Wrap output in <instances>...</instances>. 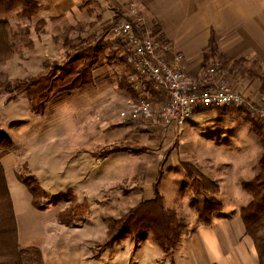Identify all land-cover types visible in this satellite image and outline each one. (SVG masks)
I'll return each instance as SVG.
<instances>
[{
  "label": "crops",
  "instance_id": "1",
  "mask_svg": "<svg viewBox=\"0 0 264 264\" xmlns=\"http://www.w3.org/2000/svg\"><path fill=\"white\" fill-rule=\"evenodd\" d=\"M50 3L55 7L52 13H58H53L54 15L68 17L75 13L77 17L75 21L83 18L95 21L93 9L94 5H97L100 10L98 9V14L95 13V15L102 17L101 24L99 23L97 26L107 24L108 20L114 21V18L118 16L117 13L128 16L133 11V17L141 18L146 27L150 28L154 38L169 46L171 56L174 54L183 55L187 72L200 87H212L219 79L218 76L204 78L202 75L208 61L215 57L226 62H224L225 79L232 90L241 94L253 106L264 105V0H50ZM52 13L48 12L47 14L51 15ZM156 27L159 28L158 33H155ZM114 42H111V47ZM211 46H213L214 55L206 60L205 56L210 51ZM125 70L128 73L125 72L126 76L123 75L121 81L125 78L123 91L128 95L125 98L120 95V100H126L123 102L124 107L120 111L127 109L129 103L136 101L139 97L136 92L131 88V90L129 89L128 74L131 71L129 72L127 68ZM149 93L161 102L165 98L164 94L157 93L151 85ZM109 94L110 97L117 96V99L119 98V94L114 90ZM110 104L111 107L117 108L116 102ZM228 109L229 107L198 108L194 116L181 129L169 128L165 131L155 123H146L145 127L150 125L154 129L164 131L173 140V143L176 139L174 130H180V142L172 150L169 161L180 160L182 162L180 165L196 166L197 164V167H201L202 171L207 173L205 176L211 179L219 190L218 193L209 196V198L206 195L196 197H200L198 200L206 199L221 204L223 211L213 216L211 225L207 226L200 223L197 212L190 207V204H186L185 208L189 205L188 209H191L189 215L190 231L181 235L179 245L172 252L166 254L155 238L149 234L144 238L141 237L140 241L136 236L126 238L116 243L113 252L107 250L101 257L95 258L94 250L87 244V241H91L92 244L104 241L106 229L103 226L97 228L102 231L98 234L99 232L94 231L96 227L89 228L82 225L81 231H78V234L74 233L71 236L73 237L71 241L67 242L68 235L66 233L56 232L55 234L53 231V229L58 230L55 225L56 222L64 224L59 212L57 211L53 215L50 213L49 216L47 211L37 210L27 187L19 179H14L16 175L15 160L11 158L12 153H10L3 157L1 163L5 171L17 220L20 245L30 247L40 244L39 242L42 240L46 242L50 238H57L53 251L48 254V249L45 248L47 252L45 264H260L255 242L247 235L245 224L240 216V211H238L249 206L252 201L250 194L244 196L242 182L244 181L243 178L253 177L247 181L250 182L258 175L259 166L257 162H259L261 153L258 138L252 134L250 125L249 148L246 147L243 151L236 149L233 153L226 151L222 154L216 144L206 139L205 135L201 133L204 132L205 127L213 128L215 124L210 122L227 113ZM118 117L117 111L108 119L109 123L95 126L91 121L83 132H79V127L70 115L69 120L66 117V121H64L63 129L66 131L63 133L65 135L61 134L62 137H55L53 142L61 145H73L74 149L78 148L84 151L80 154L81 163L77 158V162L69 165V155L59 156L60 166L62 168L69 166L65 175L64 173L60 174L67 179L61 185L68 189L72 188L77 198H85L90 204H92L91 201L103 194L101 193L102 190L110 188L113 182L125 181L126 174L120 173L117 176L113 172H107L110 162L120 161V164L126 166V161H130L132 158L134 168L141 165L138 156L128 158L125 154L112 155L102 159V161L97 159L101 165H104H102L104 168L101 174L103 171L106 173L101 175L103 178L100 176L97 178L96 173L92 174L94 153L98 149L110 146L115 142L138 140V137L145 131L142 129L144 124L138 126L131 121H129V126H120L121 128L114 129L116 127L114 125L125 121ZM147 140H149L148 137ZM161 140L162 138L160 140L154 138L151 143H160ZM173 143H168V147ZM247 154L250 155L249 169L244 165L245 172L242 168L237 170L238 159ZM179 155L181 158L177 159ZM159 168L160 161L158 160V164L154 168L157 174L152 176V172H148L150 174L148 183H144L145 185H142L143 188H141L144 193L141 192V195L129 198L131 203L136 198H138L137 203L155 198L154 180L156 176L158 177ZM239 171L243 174L239 175ZM141 173L142 171L136 175V169H134L129 183L140 185L142 180L138 177L143 178ZM230 178H233L234 181H231ZM224 184L232 189L230 191L231 196H229L232 197L231 202L225 206L221 201L225 189ZM147 187H150L149 191H145ZM108 193L102 195L104 196L103 201L110 199ZM194 197L195 190L192 188L189 200L191 201ZM164 198L167 209L177 212L180 210L179 207L182 205L179 204L178 207L170 205V201L165 195ZM72 200H74V196L71 197ZM126 201L128 200L126 199ZM92 205L95 206V204ZM226 210L233 211V213L227 217L222 216V212L225 213ZM31 219L34 221L33 224L30 222ZM37 224L38 227L34 229L33 226ZM38 228L47 232L45 239L35 237V239H31L32 242L28 241L26 239L29 236L28 233H34ZM59 239L60 243L58 244Z\"/></svg>",
  "mask_w": 264,
  "mask_h": 264
},
{
  "label": "rangeland",
  "instance_id": "2",
  "mask_svg": "<svg viewBox=\"0 0 264 264\" xmlns=\"http://www.w3.org/2000/svg\"><path fill=\"white\" fill-rule=\"evenodd\" d=\"M36 3L37 10L30 18L23 16L24 14H22V11L12 12L7 17L11 25L12 33L16 35L17 46L14 56L9 61L0 65V129L11 139L14 145L11 151V158L15 160L14 167L17 175V177L15 175L16 178L13 176L14 179H19L24 182L33 197L34 206L37 210L47 211L49 216L50 213L53 215L57 213V211L59 212L64 224H58L56 222L55 225L58 230L53 229V231H55V234L56 232L66 233L68 235L67 242L71 241L73 238L71 236L74 233L78 234L77 232L81 231L82 225L89 228L96 227L94 231L99 232L98 234L102 231L97 228L99 226L105 227L106 238L104 241L96 244L87 241V244L94 250V257L99 258L105 251H112L116 243L126 238L136 236L140 241L141 237L144 238L146 235H151V233L146 231H141L139 233L136 226H130V234H128L130 236L115 242L111 246L108 245V240L110 239L109 228L115 224V222L128 216L130 212L142 203L136 202L138 198L134 199L131 203L129 198L139 196L141 192L144 193V190L141 189L143 188L142 185L148 183V177L150 176L148 172H152V176L157 174L154 168L157 166L159 160L160 168L158 177L156 176L154 180V194L156 191L159 192L160 196L163 198L166 209L164 195L170 201V203L168 202L170 205H176V207H178L179 204L182 205L179 207L180 210H178V212L176 210H167L175 213L174 215L177 216L178 222L182 225L181 233L185 234L189 232V215L191 209H188L189 205L185 208L186 204H190V207L196 211V209L193 208L195 204L194 199L192 198L191 201L189 200L191 189L193 188V190L195 189V191L201 192L200 195H206L209 198L213 193L204 191L202 186H205L208 180L211 182L213 181L205 176L207 173L202 171L201 167H197V164L196 166L180 165L182 164L180 160L169 161L172 150L178 145V142H180V130H174L176 132V139L173 143V140L170 139L164 131H160L156 128L154 129L150 127V125V128L145 127L146 123H152L151 121L125 120L121 124L114 125L116 126L114 129L121 128L120 126H129V121H131L138 126L144 124L142 129L145 131L138 137V140H131V142H115L110 146L98 149L97 152L94 153V169L92 174L96 173V177L98 178L105 172L103 171L101 174L104 167H102L103 164L101 165L97 159L102 161V159H106L109 156H119L121 154H125L128 158L130 156H138L140 158L139 162H141L142 165H139L141 169L140 167L134 168V160L132 158H130V161H126V166L120 164V161L110 162L107 172H113V174L117 176L120 175V173L126 174V178L125 181L122 180L118 183L113 182L110 188L102 190V195L107 194L109 191L108 197H110V199L103 201L104 196H99L91 201L96 207L88 203L85 198H77L72 188L68 189L67 187H62L61 184L67 179L60 174L64 173L65 175V171L69 166L62 168L60 166L59 156L69 155L70 157H68V160L69 165H71L73 162H77V158H79V162L81 163L80 154L84 152L78 148L74 149L73 145L53 143L54 139H56L55 137L59 138L62 137L61 134L65 135L63 132H65L66 129H63V126L66 117H68L69 120L70 115H72L74 123L79 127V132H83L87 124L91 121H93L95 126L109 123L110 121L108 119L117 111L118 118H120V113L122 112L120 110L124 107L123 102H126V100H120V95L123 98L128 95L123 91V81H121L122 76L125 75L126 66L122 64L118 52L113 47L114 44L111 47V42L115 41L118 44L121 43L118 39L119 37L116 38L114 35V27L117 23L122 21V19H131L134 17L132 13L128 15L129 17L117 13L118 16L114 18V21L108 20L107 24L97 26L102 20L101 16L96 17L95 15V13L98 14L99 8L97 5H94L93 9L95 21H90L87 18L75 21L77 19L75 13L68 17H58L54 15L53 13H58H52L55 7L51 5L50 0H36ZM48 12L52 14L48 15ZM147 28L150 30L149 27ZM96 36L98 38L105 36V40L103 51L95 65L88 69L87 65H92V60L84 58L82 61L71 65V68L67 67L66 64L70 61L71 57L73 58L76 55L86 56L84 52L94 46V42L97 41V38H95ZM210 61L211 59L208 61L203 71L202 75L204 78H206L204 75L206 73V68L210 65ZM64 68L65 70L70 68L68 71L73 70L74 74L72 75H76V72H83L82 70L87 69L85 71L86 74L91 73L94 80L89 85L66 92H52L50 94L41 91L39 98H33V103L32 93L34 89H23L24 85L26 84V87L30 88V84L36 82L33 79L41 75L47 76L50 72H56L55 75H58L61 71L63 72ZM185 71L189 75L186 65ZM65 74L63 76H65ZM129 75L130 74H128V76ZM72 77L74 76H70L68 79ZM46 78L49 79L50 76ZM112 90L119 94L118 99L117 96H109ZM42 95H49V99H47L43 105H40ZM151 99L156 106L161 104L160 100L155 98ZM111 102H116L117 108H113L114 106L111 107ZM228 107L227 113L217 117V120L210 122L215 124L213 128L205 127L203 129L204 132H201L205 135L206 139L216 144L222 154L226 151L233 153L236 149H238V151H243L246 147L249 148L250 125L251 128L253 125L256 126L257 129L261 127L259 132L262 130L261 132L264 134V119L260 116V110L263 106H253L250 102L246 101V104L242 106L232 105ZM85 112H87V114H85ZM146 135L149 138L147 141ZM256 137L259 141L261 159L263 145L260 138L258 136ZM134 138L137 137L134 136ZM154 138H158L159 140L162 138L163 141H159L160 143H151ZM168 143H173V145L168 147ZM70 149L72 151H69ZM180 158L181 156L179 155L177 159ZM249 158L250 155L248 154L245 157H240L236 169L242 168L245 172L246 169L243 167L245 165L246 168H248ZM260 159L259 162H257L259 171ZM134 169H136V175L142 171L141 176H143V178L138 177L142 180L140 185L129 183ZM238 174L242 175L243 172L239 171ZM252 178H243L244 181L242 183H247V181ZM230 180L234 181L233 178H230ZM224 187L225 189L223 190V198L221 201L225 206L231 202L230 200L232 197L229 196H231L230 191L232 189L225 184ZM149 190L150 187H147L145 191ZM247 194H249L248 191L244 190V196ZM72 196H74L73 202L71 201ZM105 198H107L106 195ZM126 199L128 201H126ZM202 201L199 202V206L203 205ZM221 211L223 210L221 209ZM238 211H240L241 217L246 219L250 217L246 212L242 214V209ZM231 213H233V211L226 210L225 213L222 212V216L227 217V215ZM155 217L154 214H149L146 216V219L151 221L155 220ZM197 217H199L198 212ZM136 221L137 217L133 222ZM30 222L32 224L34 223L32 219ZM93 224L94 226H92ZM37 227L38 224L33 226L34 229ZM31 233H28L29 236L26 237L30 242H32L33 240L31 239H35V237L45 239V234H47L46 231H42L40 228L34 231V233ZM60 239L58 240V244L60 243ZM39 243L40 244L35 246L42 251L43 259L46 260L47 252L45 248L48 249V254L50 251H53L57 243V238H50L46 242L42 240Z\"/></svg>",
  "mask_w": 264,
  "mask_h": 264
},
{
  "label": "trees",
  "instance_id": "3",
  "mask_svg": "<svg viewBox=\"0 0 264 264\" xmlns=\"http://www.w3.org/2000/svg\"><path fill=\"white\" fill-rule=\"evenodd\" d=\"M36 4V0H0V65L9 61L14 56L17 46L16 35L12 33L11 25L7 20V17L12 12L22 11V14H24L23 16L30 18L37 10ZM158 31L159 28L156 27L155 33H158ZM104 40L105 36L97 38V41L94 42V46L84 52V54H86L85 57L84 55H76L73 58L71 57L72 59L70 58V61L67 62L66 66L71 68V65L86 58L92 60V65H87L88 69L93 67L103 51ZM212 55H214L213 46H211L210 51L206 54V60ZM220 61L224 68L226 62L222 59H220ZM121 62L126 66L129 72L131 71L130 73L133 72V68L125 64L123 61ZM68 70H65L64 68L63 72L61 71L58 75H55L56 72H50L47 74V76H50L49 79L46 78L47 76L41 75L40 77L33 79L36 82L34 81L35 83H31L30 88L26 87L25 84L23 89H34L32 93V101L34 103L33 98H39L41 91L50 94L52 92H66L89 85L94 80L91 73L86 74L85 71L87 69L82 70L83 72H76V75H72L74 74L73 70ZM64 74L66 77L63 76ZM70 76L74 77L68 79ZM123 81V84H125V78ZM130 88L131 86L129 89ZM47 99H49V95H42L40 105H43ZM259 129H261V127ZM259 129L253 125L251 132L260 138L263 145L260 159V171L254 180L242 184L244 190L248 191L252 197L249 206L242 209V214L246 212L250 217L248 219L242 217V219L246 227L247 235L255 242L260 264H264V134H262V130L259 132ZM13 147L14 145L11 139H9L0 129V264H45L42 251L37 246L23 247L18 240L17 220L5 171L1 163L2 158L10 154ZM22 183L24 184V182ZM202 189L213 194H216L219 191L218 186L209 180L205 186H202ZM200 194L201 192L197 190L195 191V204L193 208L198 212L200 223L208 226L212 224L215 213H220L222 208L219 203L206 199H203V201L198 200L196 197ZM201 201L203 202V205L199 206V202ZM149 214H154L156 216L155 220L148 221L146 216ZM174 214L175 213L169 212L165 208L163 198L160 196L159 192L156 191L154 199L143 201L137 208L130 212L128 216L115 222V224L109 228L110 239L108 240V245L111 246L115 242L130 236L128 235L130 234V226H136L139 233L141 231L151 233L166 254L172 252L179 245L180 237L182 235V225L178 222L177 216ZM136 217L137 221L133 222Z\"/></svg>",
  "mask_w": 264,
  "mask_h": 264
},
{
  "label": "built area",
  "instance_id": "4",
  "mask_svg": "<svg viewBox=\"0 0 264 264\" xmlns=\"http://www.w3.org/2000/svg\"><path fill=\"white\" fill-rule=\"evenodd\" d=\"M114 33L121 43L115 42L113 47L121 61L133 68L128 83L139 95L120 113L123 120L151 121L162 130L181 129L198 108L246 104V99L231 89L218 58L211 59L204 76L219 79L214 86L202 88L186 73L183 55L171 56L169 46L154 38L141 18L122 19ZM150 85L165 96L159 106L151 99ZM260 113L264 119V105Z\"/></svg>",
  "mask_w": 264,
  "mask_h": 264
}]
</instances>
